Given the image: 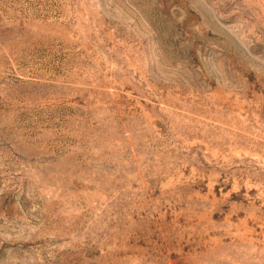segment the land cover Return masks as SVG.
I'll return each mask as SVG.
<instances>
[{"label":"rangeland","instance_id":"rangeland-1","mask_svg":"<svg viewBox=\"0 0 264 264\" xmlns=\"http://www.w3.org/2000/svg\"><path fill=\"white\" fill-rule=\"evenodd\" d=\"M0 264H264V0H0Z\"/></svg>","mask_w":264,"mask_h":264}]
</instances>
